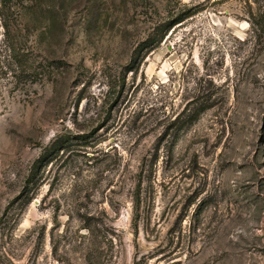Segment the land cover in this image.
Returning <instances> with one entry per match:
<instances>
[{
  "label": "rangeland",
  "instance_id": "rangeland-1",
  "mask_svg": "<svg viewBox=\"0 0 264 264\" xmlns=\"http://www.w3.org/2000/svg\"><path fill=\"white\" fill-rule=\"evenodd\" d=\"M181 2L0 0V264H264V0Z\"/></svg>",
  "mask_w": 264,
  "mask_h": 264
},
{
  "label": "trees",
  "instance_id": "trees-1",
  "mask_svg": "<svg viewBox=\"0 0 264 264\" xmlns=\"http://www.w3.org/2000/svg\"><path fill=\"white\" fill-rule=\"evenodd\" d=\"M181 6L176 7L172 6L169 7L168 10V16L164 20H157V22L154 24L150 32L147 34V36L141 41L140 48H145L147 50L148 54L149 52L153 51L158 44L164 39L166 34L172 29L175 25L182 23L187 18L193 15L194 11L192 7H189L187 4L181 2L179 0ZM178 8V9H176ZM255 24V23H254ZM256 26L259 25V21L256 22ZM139 48V49H140ZM52 66H55L56 68L59 67L58 63L56 61H51L48 64L47 68H51ZM32 72L37 71L38 69L35 67H32ZM204 110V109H203ZM200 115V111H197L195 115L193 116V119H191L190 122H193L196 120ZM178 118L176 117L173 121V123L178 122ZM66 142H70L68 138L63 139L61 142H58V145L52 146L53 149H51L48 153L50 155H53L54 151H58L60 146L65 148ZM38 161V166H39ZM32 181H28V186ZM139 189H140V183H138L136 196H135V203H136V209L139 207L140 203V195H139ZM32 201V197H28L25 200V204H29ZM93 219H96L95 217L86 218L85 224L83 225V228L87 232L88 236H85V240L82 242L83 251L81 252V256L84 260V262L79 264H95L94 262L101 258L104 255L105 245L104 243L106 241H109L112 243V239H114L116 233L108 227H105L106 225L104 223L99 224L97 221H94ZM89 237V238H88ZM94 239L93 241H91ZM53 253L57 254L56 247H53Z\"/></svg>",
  "mask_w": 264,
  "mask_h": 264
}]
</instances>
